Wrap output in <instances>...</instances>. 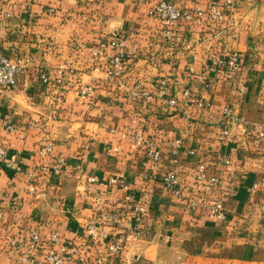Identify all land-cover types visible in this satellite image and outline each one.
<instances>
[{
    "label": "crops",
    "instance_id": "obj_1",
    "mask_svg": "<svg viewBox=\"0 0 264 264\" xmlns=\"http://www.w3.org/2000/svg\"><path fill=\"white\" fill-rule=\"evenodd\" d=\"M159 1L0 0V41L22 69L0 91V264H44L50 251L64 264H118L107 242H89L93 225L125 242L123 264H264V210L250 207L264 200V0H168L205 14L170 36L149 15ZM116 34L131 58L108 79ZM230 54L242 68L225 77L215 67ZM225 162V223L199 225L187 204L196 166ZM169 169L177 197L162 185Z\"/></svg>",
    "mask_w": 264,
    "mask_h": 264
},
{
    "label": "built area",
    "instance_id": "obj_2",
    "mask_svg": "<svg viewBox=\"0 0 264 264\" xmlns=\"http://www.w3.org/2000/svg\"><path fill=\"white\" fill-rule=\"evenodd\" d=\"M227 6H233L232 0H226ZM198 17H201L202 13L199 10H196L194 12ZM150 16L158 18L163 24L167 23H174L179 21L182 18H185L186 20H191L193 16L189 13H184L179 11L173 4L167 2V1H159L155 7L150 11ZM200 19L196 18L195 20ZM107 49L109 50H117V54L114 55V57L109 62L110 68H121V66L127 61L129 58H131V53H129L126 50V46L124 44V40L119 35H113L110 41L108 42ZM100 54L99 51L94 53L95 57H98ZM217 70L218 71H237L240 68V62L236 58H232L229 61H219L217 63ZM20 73L19 66L11 61L9 58H7L2 51V47L0 45V90H12L16 87V82L18 75ZM113 72L110 71L109 75H112ZM39 80L40 82L45 85L46 87H49L51 84V75L49 72H45L44 70L39 71ZM163 81L161 84H164ZM173 103V102H171ZM180 142H177L179 144ZM51 145L45 147L44 152H48L50 150ZM175 153V151H174ZM8 155V151L5 147L0 145V158H5ZM147 156L155 161L160 159V154L156 151H148ZM58 165L62 167L63 160L58 161ZM56 171L59 172V169L56 168ZM164 184L167 189L174 190L178 184L177 176L173 172H169L165 178H164ZM219 208V207H217ZM217 213L216 209L213 210V214ZM1 218V216H0ZM88 238L89 242L93 244L101 243L103 241L104 231L102 228L98 225L89 226L87 228ZM58 235L54 234L52 236V243L57 245L58 244ZM39 243V238L37 235L32 236L30 249H35L36 246ZM105 243V242H102ZM125 250V242L116 239V240H109L107 242L106 251L109 254V260L110 259H117L119 261V264H123V262L120 260L121 254ZM64 251V250H63ZM66 257L57 254L53 251H50L44 258V264H64ZM102 260L100 258L97 259V264H101ZM34 264V263H29Z\"/></svg>",
    "mask_w": 264,
    "mask_h": 264
},
{
    "label": "rangeland",
    "instance_id": "obj_3",
    "mask_svg": "<svg viewBox=\"0 0 264 264\" xmlns=\"http://www.w3.org/2000/svg\"><path fill=\"white\" fill-rule=\"evenodd\" d=\"M164 1H167V2H169L171 4H173V2H171V1H168V0H164ZM239 1H243V0H232V2L234 4L233 5L234 8L239 3ZM215 2H222L224 4V6L227 7V8H232L233 7V6H227L226 0H215ZM173 5L175 6V4H173ZM175 7L181 12L191 14L193 16V18L191 20H186L185 18H182L179 21L174 22V23H170V24H167V23L163 24L159 20L161 22V25L164 27V31L163 32H165V34L167 36H170V33H172L174 29H179V28H183L184 27V29L186 31H189V26H185V25H180L179 26L178 25L179 22H181V21H183V22H191V23L196 24V25L201 26V27L204 26V24L199 23L200 22L199 20H202V18L205 17V14L203 13L202 10H199V11H201L202 15H201V17H198L194 13L195 11L191 12L189 10H187V11L186 10H181L177 6H175ZM210 14L213 17L218 18L219 20L221 19V17L225 16L218 9L214 10L213 14L212 13H210ZM151 17H153V16H151ZM154 18H156V17H154ZM196 18H200V19L195 20ZM156 19L158 20V18H156ZM0 45L2 47V51L4 52L5 56L19 66V68H20V73L18 75V77H19L20 74H21V71H22L20 59L17 56H14L13 53L8 54L5 51V49L3 48L1 41H0ZM232 58H236L240 62V68L237 71H232V72L220 71V73L221 72L224 73L225 77L233 76L234 74L239 72L240 69L242 68L240 57L237 54H230V55L226 56L225 58H221L219 61H224V60L229 61ZM219 61H217V63ZM217 63H216V67H217ZM216 67H215V70H217ZM118 70L119 69H117V68L113 69V68L108 67V71H107L108 79L114 78L116 76ZM44 71L48 72L46 70H44ZM110 71L113 72L112 75H109ZM38 75H39V73H38ZM162 82L163 81H161V83ZM43 86H45V85H43ZM166 86H167L166 82L164 84H161V87H166ZM12 90H14V89H12ZM12 90H9V91H12ZM0 91L3 92V90H0ZM5 91H7V90H5ZM171 102H173V103H171ZM169 103H170V105H175V102L173 100H171ZM205 106H206V104H205ZM226 112H228V111H226ZM175 144H177V142ZM177 145H180V143L177 144ZM177 150H178L177 147H174L171 150V153H172V155L174 157H175V155H177L179 153V151H177ZM150 151H152V150H150ZM174 151H175V153H174ZM153 161L154 162H158L159 160H157V161L153 160ZM211 162H213V161L211 160ZM216 163H217V161H216ZM171 166L174 167L173 164H171ZM229 166H230V164H228V163H226V164H203V163L202 164L201 163L197 164L196 170H195V174H194L196 183H194L192 185V190L194 189V193L196 192L197 194L195 196L191 195V198H193V199L191 200V202H188L187 204H188V206L190 205L191 207L197 209L198 214L200 215L197 218V221H198L199 225H200V222H201V224H205V225H206L207 222H210V223L214 224L215 226H223L224 225L225 219H226V212L225 211L228 208L227 207L228 202L224 201V198L222 197V195L224 194V192H229V190H228V188H226V189L224 188L225 185L223 183H225L227 181L226 177L228 176L227 172H228V167ZM169 172H173V173L176 174L177 180H178V184H179V174L176 173L175 170L169 169L168 172L165 173L164 176H162V180H161L162 181V185H163V188H164L166 193L177 197L176 194H178V190H176V188L178 187V184H177V186H176V188L174 190L167 189L165 184H164V178ZM262 174H264V168L262 169ZM263 177H264V175H263ZM255 185L252 188H249V189H252L253 192L256 191V188H257V187H255ZM225 187H227V186H225ZM258 193L262 194V196H264V184L261 186V189L259 188ZM257 205H258V207H257ZM217 207H219V208H217ZM250 207H252V208H262V210H264V200L258 201V204L253 203V205L251 204ZM186 208H188V207L186 206ZM215 209H216L217 213L213 214V210H215ZM183 219H188V218L185 217ZM257 220H258V218L257 219L254 218L253 223H255V221H257ZM185 221L182 220V222H185ZM186 222H185V224H186ZM104 235H105V233H104ZM254 235H256V234H251L250 235L252 237H250L249 240L252 243L255 242V238H253ZM259 235L263 236L262 237L263 241L260 244V247L257 246L258 248H256V251L257 252H261V254H262L263 258H264V233L263 234H258V236ZM108 241L109 240H107V236L105 235L103 237V241L102 242H108ZM224 251L225 252H229V251L231 252L230 249H224ZM252 253H253V251H252ZM226 254H230V253H226ZM115 260L116 259H114V262H115ZM138 263L139 262H136L135 264H138Z\"/></svg>",
    "mask_w": 264,
    "mask_h": 264
}]
</instances>
